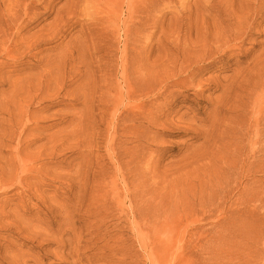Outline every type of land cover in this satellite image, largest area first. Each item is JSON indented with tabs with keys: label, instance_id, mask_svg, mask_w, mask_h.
Returning a JSON list of instances; mask_svg holds the SVG:
<instances>
[{
	"label": "rangeland",
	"instance_id": "rangeland-1",
	"mask_svg": "<svg viewBox=\"0 0 264 264\" xmlns=\"http://www.w3.org/2000/svg\"><path fill=\"white\" fill-rule=\"evenodd\" d=\"M263 218L264 0H0V264H264Z\"/></svg>",
	"mask_w": 264,
	"mask_h": 264
},
{
	"label": "bare ground",
	"instance_id": "bare-ground-1",
	"mask_svg": "<svg viewBox=\"0 0 264 264\" xmlns=\"http://www.w3.org/2000/svg\"><path fill=\"white\" fill-rule=\"evenodd\" d=\"M254 12V11H253ZM248 17V16H247ZM246 18H244V20H245ZM248 21V20H247ZM247 21H246V25H248L247 24ZM238 23H239V21H237ZM244 22V21H243ZM236 23V22H235ZM237 23V24H238ZM237 24H235V27H236V25ZM245 24V23H244ZM231 25H234V24H231ZM239 25L240 24H238V27H239ZM242 25H243V23H242ZM251 26V24L249 25V27ZM232 27V26H231ZM235 27H232V29H234ZM238 27H236L237 28V30H236V32L238 33V31L239 32H241L242 33V31L241 30H238ZM243 29V26H241V27H239V29ZM235 30H234V32H235ZM244 30V29H243ZM230 31V30H229ZM230 33V32H229ZM241 33L240 34H237V35H239V36H237L236 34V36H237V38H240L241 37ZM225 34H226V32H225ZM234 34V33H233ZM246 33L244 32V34L243 35H245ZM230 35V34H229ZM232 36L231 35V37H233V38H231L230 37V39L232 40V39H234V37H236V36ZM226 37V36H225ZM224 37V38H225ZM226 38H229V37H226ZM244 38V37H243ZM240 39H242V38H240ZM199 50V49H198ZM164 81V80H163ZM257 133V132H256ZM258 137V136H257ZM253 139V138H252ZM257 139V138H256ZM252 166V165H251ZM228 176H229V174H228ZM215 179H217V178H215ZM212 180V179H211ZM227 181H228V179H226L225 180V182L227 183ZM215 184H217L219 187H220V189H222L223 187H224V185L220 182V181H218V180H216V182H215ZM244 186H246V185H244ZM224 190V189H223ZM249 194H250V198L247 200V201H249V204H251V202L252 203H254L255 204V202H256V200H258V197H257V189H254V188H251L250 189V191L248 192ZM240 203V202H239ZM247 203V202H246ZM245 204V203H244ZM263 222H264V218L262 219V224H263ZM259 256V255H258ZM257 256V257H258ZM256 257V258H257ZM263 257V256H262ZM256 258L254 257V256H244V257H240V258H237L236 260H238V261H236V262H234V259H232V258H230V259H228V260H226L224 263H222V264H258L257 263V260H256ZM260 258V257H259ZM262 259V258H261ZM260 260V259H259ZM263 262V261H262ZM215 264H220V263H215Z\"/></svg>",
	"mask_w": 264,
	"mask_h": 264
}]
</instances>
